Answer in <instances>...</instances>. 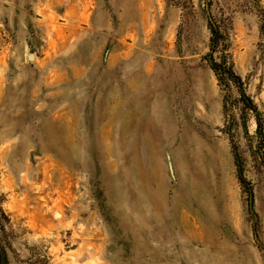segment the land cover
Listing matches in <instances>:
<instances>
[{"label":"rangeland","instance_id":"rangeland-1","mask_svg":"<svg viewBox=\"0 0 264 264\" xmlns=\"http://www.w3.org/2000/svg\"><path fill=\"white\" fill-rule=\"evenodd\" d=\"M258 117L264 0H0L9 264H264Z\"/></svg>","mask_w":264,"mask_h":264},{"label":"trees","instance_id":"trees-1","mask_svg":"<svg viewBox=\"0 0 264 264\" xmlns=\"http://www.w3.org/2000/svg\"><path fill=\"white\" fill-rule=\"evenodd\" d=\"M214 31L216 32L217 29L214 28ZM213 67L217 73H220V72L228 73V77L230 79H232L233 81H235L236 83H238L240 81V77L237 76L236 73L230 67H223L217 62H213ZM220 79H221V76H220ZM239 102L241 103L242 106H243V104L246 106H250L251 109H253V111L258 114V110L253 105V101H251V99L246 95L245 92H241ZM256 136L260 140L259 148L264 147V124L261 122L260 117H258V119H257ZM6 218H8L7 214L0 204V264H9L8 254L5 250V248L3 247V242L1 239V235H2L4 228H5L4 227L5 221L4 220Z\"/></svg>","mask_w":264,"mask_h":264},{"label":"water","instance_id":"water-1","mask_svg":"<svg viewBox=\"0 0 264 264\" xmlns=\"http://www.w3.org/2000/svg\"><path fill=\"white\" fill-rule=\"evenodd\" d=\"M207 10H208V12H209V5H208V4H207ZM33 57H34L33 54H30V55H29V58H31V59H32ZM171 168H172V167H171Z\"/></svg>","mask_w":264,"mask_h":264}]
</instances>
